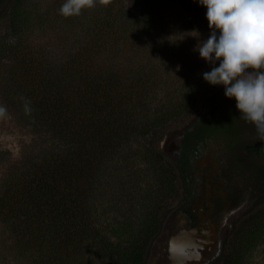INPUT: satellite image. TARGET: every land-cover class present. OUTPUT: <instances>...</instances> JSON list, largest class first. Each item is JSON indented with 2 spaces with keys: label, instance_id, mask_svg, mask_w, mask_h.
I'll list each match as a JSON object with an SVG mask.
<instances>
[{
  "label": "rangeland",
  "instance_id": "1",
  "mask_svg": "<svg viewBox=\"0 0 264 264\" xmlns=\"http://www.w3.org/2000/svg\"><path fill=\"white\" fill-rule=\"evenodd\" d=\"M63 2L4 0L0 3V106L6 109L0 115V180L14 164L40 163L52 145L47 133L32 129L28 123L29 96L17 84L21 69H38V66L81 69V64L71 66V57L84 59L88 54L102 52L86 50L83 31L111 14L109 34L114 54L119 58L116 67L120 77L129 76L128 82L121 83L132 92L130 128L117 132L115 149L103 153L96 181L84 183L81 202L87 227L95 237L85 241L82 247L74 241L68 259L71 264L76 254L79 264H121L118 250L140 240L153 214L159 212L163 216L169 211L164 230L153 248V261L161 253L172 211L185 199V194L181 178H176L175 188L165 181L162 165L152 155L151 135L164 129L160 147L176 161L183 132L216 90H222V86L212 89L203 79V73L210 71L211 65L195 51L199 42L211 33L206 9L196 0H106V3L97 0L93 8L84 9L81 15L66 18L59 13ZM97 30V38L103 36L102 28L99 35ZM79 41L84 42L83 47ZM126 45L129 47L125 48ZM138 69H145L147 95H143L135 81ZM246 139H253V135H247ZM213 146L222 157L226 148L224 140H216ZM260 167L264 171V159H259ZM243 183L240 179L239 185L246 189ZM247 200L226 237L229 243L235 238L234 229L237 231L255 210L253 206L246 213L252 204V199ZM259 200L264 201V183L259 185ZM108 246L110 250L106 249ZM212 264H220V257ZM238 264H264V223L243 240Z\"/></svg>",
  "mask_w": 264,
  "mask_h": 264
},
{
  "label": "trees",
  "instance_id": "2",
  "mask_svg": "<svg viewBox=\"0 0 264 264\" xmlns=\"http://www.w3.org/2000/svg\"><path fill=\"white\" fill-rule=\"evenodd\" d=\"M111 16L83 31L86 50L102 52L84 59L71 57V66L81 64V69H21L17 84L29 96L28 123L32 129L47 133L52 145L40 163L14 164L0 180V264H70L68 250L73 242L82 247L95 237L87 227L81 202L84 183L98 178L101 157L115 149L116 133L129 130L132 108V92L121 83L128 82L129 76L120 77L116 67L119 58L109 34ZM99 28L103 36L97 38L95 31L98 29L99 35ZM137 77L135 81L147 95L145 69H138ZM220 93L219 88L206 104L213 103ZM190 129L188 126L185 130ZM163 130L151 135L152 155L162 165L167 184L175 188L176 178L186 179V175L179 169V162L161 149ZM183 185L187 191V181ZM254 208L241 227L234 229L235 238L230 243L225 239L220 264H238L243 240L264 223V201L259 200V208L256 204ZM170 213L153 214L140 240L118 250L121 264L149 263ZM72 258L71 264H79L76 254Z\"/></svg>",
  "mask_w": 264,
  "mask_h": 264
},
{
  "label": "flooded vegetation",
  "instance_id": "3",
  "mask_svg": "<svg viewBox=\"0 0 264 264\" xmlns=\"http://www.w3.org/2000/svg\"><path fill=\"white\" fill-rule=\"evenodd\" d=\"M239 115L236 101L228 99L222 87L219 97L209 105L205 103L193 120L197 121L188 125L191 129L183 132L177 147L176 161L186 175V179L181 178L182 184L187 181L189 189H184L185 199L173 211L162 243L181 230L202 225L215 228V258L208 264L219 259L224 241L248 197L252 204L246 213L255 204L259 207V185L264 180L259 159H264V136ZM249 134L253 139H246ZM218 139L224 140L226 146L222 157L213 150ZM240 179L246 189L239 185Z\"/></svg>",
  "mask_w": 264,
  "mask_h": 264
},
{
  "label": "clouds",
  "instance_id": "4",
  "mask_svg": "<svg viewBox=\"0 0 264 264\" xmlns=\"http://www.w3.org/2000/svg\"><path fill=\"white\" fill-rule=\"evenodd\" d=\"M96 2L64 0L59 13L66 18L79 16ZM196 2L206 9L211 30L195 49L211 65L203 79L211 86H222L225 96L236 101L239 118L254 124L264 136V0ZM5 111L0 106V115Z\"/></svg>",
  "mask_w": 264,
  "mask_h": 264
},
{
  "label": "water",
  "instance_id": "5",
  "mask_svg": "<svg viewBox=\"0 0 264 264\" xmlns=\"http://www.w3.org/2000/svg\"><path fill=\"white\" fill-rule=\"evenodd\" d=\"M217 230L202 225L181 230L163 243L161 253L148 264H208L215 258Z\"/></svg>",
  "mask_w": 264,
  "mask_h": 264
}]
</instances>
